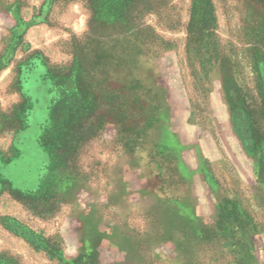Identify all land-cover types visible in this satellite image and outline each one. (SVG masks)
Returning <instances> with one entry per match:
<instances>
[{
    "label": "rangeland",
    "instance_id": "obj_1",
    "mask_svg": "<svg viewBox=\"0 0 264 264\" xmlns=\"http://www.w3.org/2000/svg\"><path fill=\"white\" fill-rule=\"evenodd\" d=\"M0 264H264V0H0Z\"/></svg>",
    "mask_w": 264,
    "mask_h": 264
}]
</instances>
